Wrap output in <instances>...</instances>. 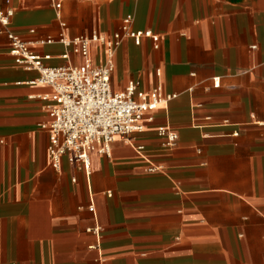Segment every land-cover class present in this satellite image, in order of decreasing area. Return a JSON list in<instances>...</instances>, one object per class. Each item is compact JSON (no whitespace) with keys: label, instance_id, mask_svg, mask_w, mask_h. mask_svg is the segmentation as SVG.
I'll return each mask as SVG.
<instances>
[{"label":"crops","instance_id":"obj_1","mask_svg":"<svg viewBox=\"0 0 264 264\" xmlns=\"http://www.w3.org/2000/svg\"><path fill=\"white\" fill-rule=\"evenodd\" d=\"M56 1L69 39L110 37L127 15L157 34L158 50L122 43L112 89L140 81L178 98L133 146L117 139L110 158L93 154L90 177L67 159L54 170L40 127L52 89L28 84L39 74L16 66L0 25V264H264V0ZM9 8L11 30L51 57L47 67L83 63L39 44L61 31L52 0H0ZM91 57L104 63L98 45ZM162 126L178 133L175 149Z\"/></svg>","mask_w":264,"mask_h":264},{"label":"built area","instance_id":"obj_2","mask_svg":"<svg viewBox=\"0 0 264 264\" xmlns=\"http://www.w3.org/2000/svg\"><path fill=\"white\" fill-rule=\"evenodd\" d=\"M52 1L61 31L58 38L48 37L39 41V44L63 45L67 49L63 58L70 60V54L80 56L83 59L81 65L47 67L45 62L51 60V57L36 53L32 42L24 40L11 30V20L15 14L12 8L5 13L0 12V25L7 35L9 54L16 66L39 74L35 81L28 84L44 85L52 89L50 95L40 97L52 103L48 108L49 122L40 125L48 135L47 154L50 166L54 170H60L63 160L67 159L90 177L93 154L110 158L117 139L133 146L132 136L145 132L147 125L154 121V113L177 99L178 95L166 94L161 86L144 91L140 81H130L122 92L113 91L111 79L115 70V55L125 40H133L139 46L143 39H150L156 50L160 48L161 40L157 34L134 30L132 15H127L120 30L110 37L94 33L88 37L69 39L66 36L67 24L61 16L62 3ZM94 45H98L105 54L104 63L100 65H95L91 57ZM212 84L214 88H219L221 79L213 78ZM193 92L194 87H191L189 93ZM207 120L211 121V118ZM225 123L228 124V121ZM157 135L163 139L166 149L177 147L179 135L171 127H159ZM135 150L139 156H143L145 148L135 146ZM157 170L159 167L149 168L150 172ZM89 211L95 215L92 200ZM91 232L98 235L100 228L96 227ZM98 246L99 241L96 247Z\"/></svg>","mask_w":264,"mask_h":264}]
</instances>
